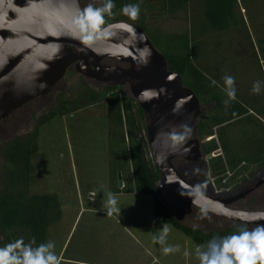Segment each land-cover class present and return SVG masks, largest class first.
Wrapping results in <instances>:
<instances>
[{
	"label": "rangeland",
	"instance_id": "rangeland-1",
	"mask_svg": "<svg viewBox=\"0 0 264 264\" xmlns=\"http://www.w3.org/2000/svg\"><path fill=\"white\" fill-rule=\"evenodd\" d=\"M139 2V17H143L141 29L149 36L188 35L192 38L191 46L196 55L194 63L208 79L215 80L224 91L223 77H235L237 100L252 109L264 110V0H237L235 13L238 24H232L229 30L223 32L202 27L204 8L201 0H189L187 7L175 14L162 13L158 0ZM90 3L98 7L100 0H79L81 9ZM127 19L129 17L119 12L114 21L125 22ZM129 24L137 25L133 21ZM101 64L114 65L111 61ZM78 77L71 66L53 91L0 120V143L29 134L36 119L51 108L57 93H67L80 84ZM85 80L95 90L104 86ZM256 81L262 82L260 94L252 92ZM122 92L130 95L126 86L122 87ZM207 108L210 106L203 107ZM258 120L264 125V113ZM106 150V121L102 103L63 117H54L37 129L36 151L30 158L32 174L29 193L53 194L60 201V220L47 232V242L55 243V252L61 264H200L195 255L197 246L188 237L173 229L165 219H153L149 196L113 195L121 211L107 215V207L102 204L109 195ZM251 150L254 151L253 148ZM174 162L182 170L187 166V162L181 159ZM240 166H247L248 170L237 177L233 185L218 188L211 179V185L203 187V190L211 197L221 193L230 196L264 177V162L242 163ZM190 168L193 172L196 166ZM230 175L232 173L228 177ZM232 207L264 211V185ZM171 209L181 224L204 233L223 231L234 224L199 209H193L190 214ZM164 223H168L170 228L167 243L179 245V252L164 255L161 245L153 242V234L157 235ZM185 252L188 254L185 255Z\"/></svg>",
	"mask_w": 264,
	"mask_h": 264
},
{
	"label": "trees",
	"instance_id": "trees-1",
	"mask_svg": "<svg viewBox=\"0 0 264 264\" xmlns=\"http://www.w3.org/2000/svg\"><path fill=\"white\" fill-rule=\"evenodd\" d=\"M139 1L114 0V15L107 19V23L115 22L117 13L122 12L124 5H141ZM201 2L204 8L203 28L223 32L229 30L232 24H238L235 13L237 0ZM101 3L102 0L99 6ZM188 3L189 0H158L157 4L162 13L175 14L184 10ZM142 19L129 18L125 22L137 23L136 27L145 34L153 48L164 56L169 70L179 74L183 85L198 98L203 113L196 132L202 160L196 164L186 163L184 170L178 168L175 162L174 167L192 187L201 185L203 195L209 196L210 193L204 191L203 187L211 185V179L218 188L233 185L237 177L248 170L247 166H240L242 163L249 165L264 162V125L258 120L264 110L252 109L237 99L225 105V92L217 84L213 85V80L208 79L194 63L196 55L191 46L192 38L186 34L151 37L141 29ZM78 78L80 84L76 88L56 94L51 108L36 119L29 134L0 143V247L18 238H23L25 242L35 238L37 245L47 242V232L60 220L61 204L55 195L29 193L32 174L30 158L36 151L38 127L54 117H63L101 103L105 110L107 191L110 195L149 196L153 219H165L173 229L188 237L196 246L205 245L213 237L225 236L237 230L239 225L233 224L232 228L223 231L204 233L181 224L170 205L162 201L157 193L158 172L148 157L142 111L138 105L130 95L122 92V87L100 85L101 88L95 90L87 85L84 78ZM207 105L210 108L203 109ZM208 138L211 139L207 141ZM191 166H196L195 169L199 171L191 172ZM229 173L232 175L228 177ZM117 176L122 182L120 189L116 186Z\"/></svg>",
	"mask_w": 264,
	"mask_h": 264
},
{
	"label": "water",
	"instance_id": "water-1",
	"mask_svg": "<svg viewBox=\"0 0 264 264\" xmlns=\"http://www.w3.org/2000/svg\"><path fill=\"white\" fill-rule=\"evenodd\" d=\"M79 0H0V120L32 100L49 94L72 66L80 77L109 87L128 88L142 111L145 138L152 164L158 172L156 190L175 210L193 209L240 225L228 213L245 211L232 207L261 185L264 177L230 196L198 197L173 162L198 163L203 155L196 132L203 119L195 94L182 78L169 70L145 34L113 28L112 35L94 44L83 43L71 23ZM114 22L111 24H119ZM111 61L112 66H103ZM191 129L190 137L173 141L171 133ZM117 188L122 183L117 176ZM198 200L194 204L193 200ZM264 224V220L248 226Z\"/></svg>",
	"mask_w": 264,
	"mask_h": 264
},
{
	"label": "clouds",
	"instance_id": "clouds-1",
	"mask_svg": "<svg viewBox=\"0 0 264 264\" xmlns=\"http://www.w3.org/2000/svg\"><path fill=\"white\" fill-rule=\"evenodd\" d=\"M116 7L114 0H102L99 7L88 4L84 8H77L76 15L71 23L75 29V35L83 43L91 45L97 40L108 38L112 35L113 28H122L131 30V25L123 22L119 24H108L107 19L114 15L113 9ZM123 15L131 20H136L141 8L139 4H126L121 9ZM224 91L227 99L225 105L230 104L237 99L235 77L225 75L223 77ZM217 82L212 81L215 85ZM262 82L256 81L253 84V94H260ZM182 132L171 133L173 141L184 140L190 137L191 129L187 125H182ZM199 171L194 169L193 173ZM194 192L198 197H202V186H194ZM117 200L113 195H108L106 201L102 202L107 207V215L113 212H120L117 207ZM193 203H198L194 199ZM243 223L236 231L225 235L216 236L208 241L206 247L197 246L195 255L200 264H264V224H256L254 228L249 229L248 223L264 220V211L245 212L237 211L228 213ZM170 233L168 223H164L159 229L158 234L153 236V242L161 245L164 255L180 251L179 245H170L167 243V237ZM188 253L185 252V255ZM0 264H61L58 255L55 252V243L52 241L42 242L37 245L35 238L30 242H25L23 238H18L12 242L0 247Z\"/></svg>",
	"mask_w": 264,
	"mask_h": 264
},
{
	"label": "flooded vegetation",
	"instance_id": "flooded-vegetation-1",
	"mask_svg": "<svg viewBox=\"0 0 264 264\" xmlns=\"http://www.w3.org/2000/svg\"><path fill=\"white\" fill-rule=\"evenodd\" d=\"M40 98H42V97H40ZM188 163V162H187ZM192 164H194V163H192ZM187 169H188V167H187ZM190 171H191V169H190ZM261 178H263V177H261ZM261 178H259L258 180H260ZM258 180H256V181H258ZM255 181V182H256ZM242 191V190H241ZM246 198H244L243 200H245Z\"/></svg>",
	"mask_w": 264,
	"mask_h": 264
},
{
	"label": "crops",
	"instance_id": "crops-1",
	"mask_svg": "<svg viewBox=\"0 0 264 264\" xmlns=\"http://www.w3.org/2000/svg\"><path fill=\"white\" fill-rule=\"evenodd\" d=\"M115 196H119V195H115ZM119 253V251L117 250V254ZM68 262H70V263H72L71 261H68Z\"/></svg>",
	"mask_w": 264,
	"mask_h": 264
}]
</instances>
